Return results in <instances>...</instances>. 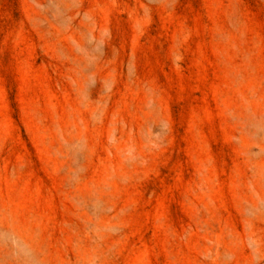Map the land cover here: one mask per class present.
I'll return each instance as SVG.
<instances>
[{"label": "rangeland", "instance_id": "374dc122", "mask_svg": "<svg viewBox=\"0 0 264 264\" xmlns=\"http://www.w3.org/2000/svg\"><path fill=\"white\" fill-rule=\"evenodd\" d=\"M0 264H264V0H0Z\"/></svg>", "mask_w": 264, "mask_h": 264}]
</instances>
